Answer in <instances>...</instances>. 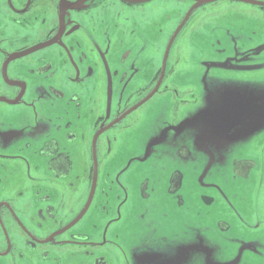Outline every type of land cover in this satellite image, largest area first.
<instances>
[{"label":"flooded vegetation","instance_id":"obj_1","mask_svg":"<svg viewBox=\"0 0 264 264\" xmlns=\"http://www.w3.org/2000/svg\"><path fill=\"white\" fill-rule=\"evenodd\" d=\"M2 1L0 0V5L6 9L5 14L8 18L2 26L4 33V28L10 21L15 25L16 35L17 28L24 27L29 33L37 29L41 36L8 50L6 46H2V43L8 40L1 32L0 104L21 106V108H11L6 114L35 112V116H43L47 123L53 124L54 132L40 131L29 135L27 131L32 129L22 128L21 131L18 129V124L14 127L0 125V160L41 162L35 164L36 175L28 177L30 185L33 184L35 198L30 193H25L29 202L21 203L23 205L20 207L17 204V196L0 197V235L2 232L1 237L4 240L2 248L0 241L1 264H131L128 259L129 250L135 251L132 255L139 260L141 255L143 260L149 257L148 264L150 262L163 264L171 259L182 244L176 249L170 248L169 252H159L151 249L149 243L156 239L164 241L167 236L177 240L184 229L181 220L183 215H178L175 209L163 207L158 211V215L162 217L158 230L155 228L141 241L139 236L134 239H129L133 235L121 237V227L126 225L122 226L120 221L122 218L127 221L132 212V207L130 209L123 207L128 197L119 193L118 207H116L115 204H110L111 199L108 200L109 202L106 199L109 196L107 191H113L114 186L108 187L105 183L101 186L97 185L102 174L101 164L105 166L108 164L104 158L111 156L113 144H115L114 158L118 167L116 178L122 177L132 163H144L148 158L130 156L131 151H126V148L122 147L120 142L122 135L119 133L129 131H125L128 127L123 125L125 119L144 106H148L146 109L149 106L155 107V103L152 101L150 104V102L158 93L163 94L159 96H168L176 105L186 103L185 98H191L196 104L192 107L187 105L180 108H188L181 113L182 117L187 116L183 117L181 126H176L177 122L170 127L171 151L166 140L168 128L161 129V132L155 136L157 140L152 146L156 144L155 148L158 147L163 153L160 152L155 158L157 171L154 172V178L162 169L161 162L170 165L167 166L165 175L157 177L154 184H150L147 177L143 178L145 181L142 182L141 188L138 187V198L143 202L148 200L150 187L151 193L154 194L155 188L159 186L164 187L170 197L173 194L180 198L178 192L183 187L184 171L178 168V162L185 164L187 160L195 159L194 162L184 165V169L189 170L199 161L206 159L210 165L203 167L204 171L202 168L197 176L199 182L193 185L194 190L198 191L197 199L201 200V197L208 196L209 203L214 202L208 206L223 208V220H219L217 226L226 231L230 239H236L238 235H245L244 238L249 240L264 238L263 219L260 220L263 222L252 223V218L255 217L256 212L258 213L255 207H260V200L264 207V179L262 176L257 178L259 170L255 158H246L242 155L229 158L220 156L219 152L228 145H236L231 141L234 134L251 131L254 135L257 129L246 130L258 123L262 125L264 120L238 115L232 119L228 129L207 121V116L212 117L210 120H216L215 109L218 108L217 104L222 95V92H213L217 88L213 84L221 82V79L214 78L213 72L209 70L216 67L238 69L237 65L253 67L264 63V43L254 47L251 36H247L249 39L245 37L244 40L250 42H245L250 47V53L241 54L235 60L236 63L231 60L214 62L213 58L207 59L206 56L210 50L207 41H214L216 47L215 43L221 42L218 34L223 31L238 32L236 26L244 31L245 21L248 20L264 22V0H228L239 4L245 2L259 9L258 20L256 17L252 19L253 15L240 14V12L230 14L218 12L216 8L225 0H172L174 6L176 4L185 6L186 10L183 11L186 12L184 15L178 14V25L173 40L178 38L168 45L167 54L173 47L179 49L182 35L188 32L193 50L190 66L187 68L183 66V60L180 65L176 59L167 60V54L164 60L155 62V59H152L150 66L147 58L141 61L132 59L131 49H120L115 44H97V39H94V42L87 37L85 41L81 37L80 30L87 29L81 20L92 17L89 15L94 8L106 11L109 2L132 6L152 2L170 3L168 2L170 0H5L9 9ZM93 2L94 4H91ZM104 19V15L96 18L99 25H103ZM224 24H233L235 27ZM97 28L92 27L89 30L96 35ZM259 34L264 35V24L261 25ZM216 51L220 50L216 49ZM128 61L133 63L129 66ZM125 63L127 70L119 65ZM230 76L238 77L234 74ZM184 77H188L189 81H184ZM140 78L144 80L140 82ZM191 79L196 80L192 81L189 88L182 85L183 82L188 83ZM227 80L237 83L242 81L234 78ZM39 86H42V92ZM203 88L205 90L201 92ZM233 91L226 97L229 104L236 102L238 98L244 100L245 95L242 91H237V88H233ZM41 93L45 97L52 95L57 101L63 102L56 103L52 107L54 112L52 118L39 113L42 111L39 108ZM22 108L26 111L19 113ZM160 108L162 112L168 110L165 104ZM104 109L108 112L107 115L103 112ZM2 115L3 112L0 110V124L3 123ZM200 115L204 117L199 121ZM34 126L36 125L33 124L32 127ZM143 127L142 122L138 123L131 128L132 134L135 129ZM39 135L41 137L37 138ZM182 135L188 138V142L198 145L202 156H191L186 147L176 149L181 141L175 137L180 138ZM1 137L6 141L1 140ZM127 137L129 139V136ZM8 139L13 140V144L16 143L12 150H8ZM173 139L176 147L173 145ZM130 142L133 143L134 140L131 139ZM211 145L215 146L213 150ZM220 145L223 147L220 148ZM148 148L140 141L138 135L133 149H142L144 155ZM124 158L126 163L122 164ZM176 162L177 167H173L172 164ZM2 163L0 162V167ZM214 163L216 165L212 168ZM105 168L106 181L111 176L114 178L113 174H108V166ZM4 183L5 181L0 179V185ZM43 184L47 188L45 193L41 188ZM240 193L242 195H239ZM153 194L148 202L151 201ZM189 195L194 197L195 194L191 192ZM222 195L224 197H221ZM37 197H42L45 201L41 203ZM56 198L61 200L52 202ZM149 206L144 208L153 210L154 202L152 201ZM182 208L185 210L184 214L190 212L189 207ZM32 210L34 213L29 215ZM138 211L142 213L140 216L144 217L142 209ZM218 212L220 215L219 209ZM25 216H28L27 221L21 219ZM30 217L32 221H28ZM85 217L90 218L93 223L96 222L91 234L82 230L81 220ZM246 227L251 229H244ZM185 228H188V224H185ZM168 229L167 236L155 235ZM232 231L238 235H233ZM129 240L132 242L131 246ZM248 255H260L264 258V248H259Z\"/></svg>","mask_w":264,"mask_h":264},{"label":"rangeland","instance_id":"obj_2","mask_svg":"<svg viewBox=\"0 0 264 264\" xmlns=\"http://www.w3.org/2000/svg\"><path fill=\"white\" fill-rule=\"evenodd\" d=\"M168 2L170 3L152 2L146 3L144 5L132 6H128L120 2H109L108 6L106 7V11H101V9L94 8L91 10V13L89 15H92V17L81 20V22H83L87 28L85 30H80L82 31L81 37H83L85 41L87 40V37L91 38L93 41L94 39H97V44H115L116 47L120 49H131L132 52L130 57L132 59H138L141 61L142 59L147 58L149 60V65L152 59H155V62L159 61L160 59L164 60L167 54L168 45L174 43L175 40L178 38L177 37L175 40H173V34H176L175 29L178 25V14L184 15V13L186 12L183 11L186 10L185 6L183 7L182 5L177 4L174 6L173 4L175 3H172V0ZM2 3L9 9V5L7 2H5V0H3ZM91 4H94V2ZM5 10L6 9L0 5V39L2 32V34L5 35L4 38H7L8 40L6 42H3L2 46H6L8 50L15 49L21 44L34 41L41 36V33H39L37 29H34V32L29 33L27 28L24 27L17 28L16 35L14 30L15 25H13L10 21H8V25L4 28V33L2 30V26L8 19L7 15L5 14ZM216 10L225 14L240 12V14L253 15L252 19L256 17L257 20L259 16V9L251 7L250 4H247L245 2L239 4L236 1L225 0L216 8ZM101 15H104L105 17V19L103 20V25H99L98 20H96V18ZM262 24H264V22L262 21H245L244 31L239 26L235 27L233 24H224V26L235 27L238 32H235L233 30H226L218 34V38L221 40V42L218 44L215 43L216 47L214 46V41L212 42V40H208L207 45L210 50L206 55L207 59L213 58L214 62L231 60L233 63H236L235 60H237L241 54L245 53L244 55H249L250 47L246 45V43L250 42L245 41L244 38L247 36H251V42L255 44L254 47L260 45L261 43H264V35L259 34V29ZM92 27H98L96 29V35L89 30V28ZM250 32H253V34L251 35ZM233 33L236 34L234 35ZM178 35H180V33ZM243 42H246L245 46ZM216 49L220 51H216ZM192 50V41L190 39V34L187 32L186 34H184V36L182 35V38L179 41V49H175L173 47L169 50L167 54V60L176 59L179 65L181 63V60H183V66L187 68L188 66H190ZM127 63L130 66L133 61H128ZM127 63H125V65H119L125 70H127ZM237 66L238 69H226L216 67L209 70V72H213L214 78L221 79V82L216 81L218 83L213 84L217 86V88L214 89L213 92H222V95L220 96V101L217 104L218 108L215 109L216 120H210V118L212 117L207 116V121L220 124L224 126L225 129H228L229 125L232 123V119H234L238 115L250 116L256 119L262 118L261 120H264V63H259L257 65H254L253 67H245L243 65ZM183 70L186 71V69ZM231 74L237 75L238 77L230 76ZM233 78L237 79L238 81H242L240 83H237L230 82L227 80ZM143 80V78L139 79L140 82H142ZM195 80L196 79H191V81L188 83L182 81V85H184V87L186 88H189ZM184 81H189L188 77H184ZM38 88L42 92V86H39ZM204 88L201 90V92H204ZM233 88H237V91H242L245 96L244 100L238 98L236 102L229 104L227 102L226 97L229 93L234 92ZM159 95L163 94H156L150 102V104L152 103V101L155 103L156 109L152 106H149V108L146 109V107L148 106H144L136 112L137 114L134 113L131 117L124 120L123 125L128 127L127 129H125V131H129L127 133H119V135H122L120 137L122 147L126 148V151H131L130 156H147L148 158L146 159V161L144 163H132L129 167V170L124 175H122V177L119 176L116 178V172L118 171V167L116 163V158H114L115 144L112 145V154L110 157H107L103 154L105 156L104 160L108 162V164L106 165L108 166L107 172L108 174H113L114 178L111 176L109 177V180L106 181L107 176H104V170H106V166L105 164H101L102 174L99 176V182L97 185L101 186L103 183H105L108 187L110 185L114 186V193L113 191H107L109 196L106 197V199L107 202H109L108 200L111 199L110 204H115L116 207H118L117 202H119L118 198L120 193L123 195L126 194L128 197L125 201V206L123 207H129L128 209L132 207V212L127 218V221L123 218L120 221L122 226L126 225L125 227H121V237L133 235L129 239H134L135 237L139 236V241H141V239H143V237H145L147 234L152 233L155 228L156 230H158L159 221L162 219V217L158 215V211L161 210L163 207H168L170 209L177 210L176 213L178 215H183L181 220L183 224L182 229H184L181 231V234L179 235V238L177 240H174L171 236H167L169 233V229L167 231L164 230L163 233H154L155 235L167 236V239L164 241L156 239L149 243L150 248L155 249L156 251L169 252L170 248L176 249L177 246L182 244V246L175 251L171 259L163 264H264V258H262L260 255H248V253L257 251L259 248H264V238L249 240L244 238L245 235H238V233L234 234V232L232 231L233 235L238 236L236 239H230V235L226 231L221 230L220 226V229L217 226L218 221L223 220V208L214 207V205L208 206L209 204L214 203H209L208 196L201 197L202 201L197 199L196 193L198 191L194 190L193 185L194 183H197V181L199 182L197 176L198 173H200V171L202 170V168H205L207 165H210V163L208 164L206 159L199 161V163H197L195 167H191V169L189 170L184 169V165L186 163L194 162L195 159L187 160L185 164L178 162L177 159L178 168L184 171L183 187L178 192L180 198H177L173 194L170 197V195L166 193L165 188L160 186L159 188H155L154 194L151 193L152 188L150 187L151 190L150 192H148V194L150 195V198L153 194L151 201L148 202V200L150 199L149 198L148 200H144L143 202L138 198V187L141 188L142 182L145 181L143 178L147 177L149 179V183L154 184L156 182L157 177H162L165 175L164 172L167 166L170 165L169 163H166L164 161L161 162L160 164L162 165V169L158 171L156 178H154V172L156 173L157 171V167L154 163L155 158L160 155V152L163 153V151H161L158 147L155 148L156 144L152 146V144L155 143L157 140L155 136L161 132V129H165V127L168 128L167 130L169 131L166 132V140L168 143V147L171 151L172 145L170 143V127L174 126L177 122L178 123L176 126H181L182 119L187 116L185 115L184 118H182L181 113L188 108H180L187 105H190L192 107L196 104L194 100H191V98H185L186 103H178L176 105L174 100H170L168 96ZM40 97L42 99L40 101L39 108L43 112L40 111L39 113H43L45 117L47 115H49L50 118L54 117L52 107L56 103L62 104L63 102L57 101V99L52 95L45 97L41 93ZM165 98L168 99L165 101H160ZM158 100L159 104L157 105ZM163 104L168 107V110L166 112L160 111L162 110L160 106ZM203 107L205 108V106ZM11 108H21V106L0 104V110L3 112V123L0 125H9L14 127L18 124V129H20L21 131L22 128H25L24 130L32 129L27 131L29 135L40 131H43V133L54 132L53 124L51 122L47 123L43 116L38 115L37 117L34 115L35 112H29V114L21 113L26 111V109L23 108L19 111V113H21L19 115H14L10 112L6 114V112ZM114 108L115 107L112 105V109ZM210 108H212V106H210ZM103 112L106 115L108 114L105 109L103 110ZM203 117V115H200L198 118L199 121L202 120ZM140 122L144 124V127L139 128L138 130L135 129L134 133L132 134L133 129L131 128L135 127ZM149 123L153 124L151 128V124ZM33 124L36 125L34 126V128L32 127ZM260 124L261 123H258L257 125L259 126L254 125L246 130L248 131L252 129L253 131L254 129H257L255 130L254 135L251 133V131L242 132V134H239L241 133L239 132L237 133L239 135L234 134V138L231 139V141L236 145H228L225 148H221L223 147V145H220L219 147L221 148V150L219 152L220 156H225L229 158L231 156L236 157L239 155L245 156L246 158H255L258 166L257 170H259L257 172L259 175L257 178L263 177L262 179H264V122L262 125ZM147 125H149V128L147 127ZM41 135H39L37 138L41 137ZM138 135L140 141L145 143L146 147H149L144 155V151L142 149H133L134 143H137ZM127 136H129V139ZM131 139L134 140L133 143L130 142ZM175 139H177L178 141L180 139L181 141L180 143H178V148L176 149H179V147H186L190 151L191 156H202V153L199 151L198 145L193 144V142H188V138L185 135H182L180 138L175 137ZM1 140L6 141L2 137ZM7 143L8 150H12V148L16 146V143L13 144V140L11 139H8ZM174 143L175 140L173 139V145ZM1 147L4 146L1 145ZM210 147L212 148V150L215 148L214 145H211ZM162 148L164 149V147ZM101 152L102 148L100 150V153ZM21 153L19 154L21 155ZM0 162H3L0 167V179L5 181L4 184L0 185V197L17 196V204L20 207H22L23 205L21 203L27 204L29 202V198L25 196V193L28 192L33 195V198H35L32 188L33 184L30 185V180L28 177L36 175L35 164H41V162L39 160L17 162L15 160L9 161L3 159L0 160ZM121 162L122 164H125L126 158H124ZM177 162L173 163L172 166L177 167ZM215 165L216 164L214 163L212 165V168ZM41 176H43L42 173ZM41 188L42 191L45 193L47 190L46 185H41ZM22 192L24 193L22 197H20ZM191 192H194V197H191L189 195ZM239 195L242 194L240 193ZM221 197L224 196L222 195ZM124 198H122V201H124ZM181 199L182 204H180ZM37 200L41 203L45 201V199H43L42 197H37ZM60 200L61 199L56 198L52 202H58ZM152 201L154 202L153 210L149 211L148 209L144 208L150 207L149 204ZM259 204L260 207H255L258 213L256 212L255 217L252 218L253 224H257V222L259 223L264 221V207H262V200H260ZM139 207L142 209L144 217L140 216L142 215V213L138 211L140 209ZM182 207H189L190 212L188 214H184L185 210ZM143 209L145 211H143ZM218 209L220 210L221 218ZM32 213H34V210H32L29 215H31ZM28 216H25L21 219L23 221H27ZM262 219L263 221H260ZM28 221H32L31 217ZM81 221V224L83 225L82 230L91 234L95 229L93 227L96 222L93 223L91 219H88L87 217H85ZM185 224H188V228H185ZM244 229L250 230L251 228L246 227ZM1 235L0 241L2 248L4 246V240ZM129 242L131 246L132 242L130 240ZM251 248L253 250H251ZM133 253H135V251L129 250L128 259L131 264H148L149 257L143 260L141 255V260H139L132 255ZM162 260L163 257L161 258V262ZM1 263L2 262H0V264ZM149 264H153V262H150Z\"/></svg>","mask_w":264,"mask_h":264},{"label":"bare ground","instance_id":"obj_3","mask_svg":"<svg viewBox=\"0 0 264 264\" xmlns=\"http://www.w3.org/2000/svg\"><path fill=\"white\" fill-rule=\"evenodd\" d=\"M233 34H234V33H233ZM235 34H236V33H235ZM235 34H234V35H235ZM240 34H242V33H240ZM231 35H232V34H231ZM231 35H230V36H231ZM232 36H233V35H232ZM241 36H242V35H241ZM241 36H239V37H241ZM243 37H244V36H243ZM233 38H235V37H233ZM246 38L249 39V37H246ZM244 39H245V38H244ZM245 40H246V39H245ZM234 41H235V40H234ZM242 41H243V40H242ZM231 43H232V42H231ZM243 43H244V42H243ZM232 108H233V107H232ZM183 117H184V116H183ZM183 117H182V118H183ZM185 118H186V117H185ZM149 124H151V123H149ZM152 125H153V124L150 125V128L152 127ZM147 127L149 128V125H147ZM145 128H146V127H145ZM148 128H147V129H148ZM150 130H152V129H150ZM159 130H160V129H159ZM190 130H191V129H190ZM190 130H188V131H190ZM148 132H149V131H148ZM150 132H151V131H150ZM156 132H157V131H156ZM187 133H188V132H187ZM203 152H204V151H203ZM209 152H210V151H209ZM221 152H222V151H221ZM210 153H211V152H210ZM206 154H207V153H206ZM208 154H209V153H208ZM216 156H217V155H216ZM209 157H210V156H209ZM214 157H215V155H214ZM218 157H219V156H218ZM219 159H220V157H219ZM224 160H225V159H224ZM221 161H222V160H221ZM226 163H227V162H226ZM221 164H222V163H221ZM223 165H224V164H223ZM135 203H136V202H135ZM139 208H140V207H139ZM140 209H141V208H140Z\"/></svg>","mask_w":264,"mask_h":264}]
</instances>
